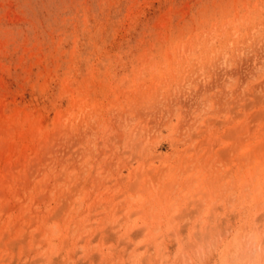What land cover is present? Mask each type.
Segmentation results:
<instances>
[{"label":"rangeland","instance_id":"1","mask_svg":"<svg viewBox=\"0 0 264 264\" xmlns=\"http://www.w3.org/2000/svg\"><path fill=\"white\" fill-rule=\"evenodd\" d=\"M0 264H264V0H0Z\"/></svg>","mask_w":264,"mask_h":264}]
</instances>
